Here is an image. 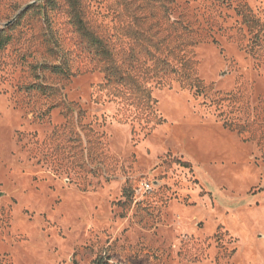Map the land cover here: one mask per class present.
<instances>
[{
  "label": "rangeland",
  "instance_id": "1",
  "mask_svg": "<svg viewBox=\"0 0 264 264\" xmlns=\"http://www.w3.org/2000/svg\"><path fill=\"white\" fill-rule=\"evenodd\" d=\"M54 1L0 0V264H264V47L238 14L264 25V0H79L125 43L171 13L194 30L208 94L151 81L149 121Z\"/></svg>",
  "mask_w": 264,
  "mask_h": 264
},
{
  "label": "trees",
  "instance_id": "2",
  "mask_svg": "<svg viewBox=\"0 0 264 264\" xmlns=\"http://www.w3.org/2000/svg\"><path fill=\"white\" fill-rule=\"evenodd\" d=\"M70 1L72 13L70 20L87 39L89 50L94 53L100 70L105 74V81L99 85L100 88L107 89L114 98L133 105L140 118L149 121L155 113L156 100L149 84L151 81L163 86L171 80H176L181 87L195 90L197 95L208 94L209 87L199 77L196 61L189 54L190 47L198 42L193 37L194 30L190 24L182 19H175L171 13L168 18V34H160L158 29L160 21L154 23L148 30L128 27L123 30V34L130 42L125 43L116 34L98 33L86 19L82 3L79 0ZM50 2L55 4L54 0ZM238 14L251 34L248 50L251 52L261 50L264 47V25L247 7L239 8ZM3 33L4 31L0 33V46L6 42ZM132 40L135 41V45L131 44ZM50 67L56 73L65 76L70 74L63 63H56ZM39 87L43 90H56L43 83ZM69 109L72 110L70 106ZM225 124L232 129L238 128L240 132L244 129V126H234L227 121ZM181 162L190 166L189 162ZM91 264L117 263L100 256Z\"/></svg>",
  "mask_w": 264,
  "mask_h": 264
}]
</instances>
